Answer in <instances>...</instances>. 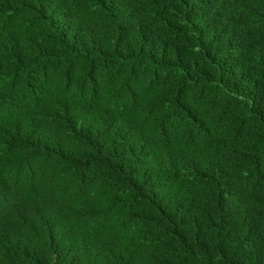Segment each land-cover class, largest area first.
<instances>
[{
  "label": "trees",
  "instance_id": "obj_1",
  "mask_svg": "<svg viewBox=\"0 0 264 264\" xmlns=\"http://www.w3.org/2000/svg\"><path fill=\"white\" fill-rule=\"evenodd\" d=\"M0 264H264V0H0Z\"/></svg>",
  "mask_w": 264,
  "mask_h": 264
}]
</instances>
